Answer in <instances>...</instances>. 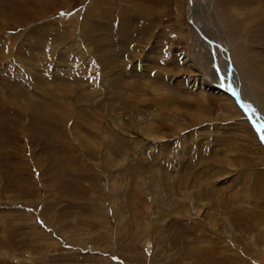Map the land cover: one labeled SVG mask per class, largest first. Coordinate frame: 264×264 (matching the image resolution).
<instances>
[{
  "label": "rangeland",
  "instance_id": "rangeland-1",
  "mask_svg": "<svg viewBox=\"0 0 264 264\" xmlns=\"http://www.w3.org/2000/svg\"><path fill=\"white\" fill-rule=\"evenodd\" d=\"M188 1L0 0V264H264V145ZM194 10L254 97L264 0Z\"/></svg>",
  "mask_w": 264,
  "mask_h": 264
},
{
  "label": "bare ground",
  "instance_id": "bare-ground-1",
  "mask_svg": "<svg viewBox=\"0 0 264 264\" xmlns=\"http://www.w3.org/2000/svg\"><path fill=\"white\" fill-rule=\"evenodd\" d=\"M188 4V19L190 21V23L193 25V27L195 28V30L197 31V34L196 35V41H197V49L200 51L198 53V57H199V63L201 64V66H203L204 68L208 69L209 67H211L212 65V69H213V72H215V75L216 77L213 78V82L218 80V78L221 80V82H217L216 83V86L215 85H212L210 86L209 84H207L209 82V80L205 77V78H201L200 79V83L204 86V88L209 91V92H214V93H223L225 94V91L226 90H230L231 93L233 94H236L238 95V100L241 101L245 107V109L248 111V114H249V120L251 121L252 124H254L258 129H260V131L263 133L262 129H261V124L258 123L256 120H255V116H253V114H251L249 112V110L247 109L246 107V104H245V96L242 95V92H244V88H245V84H244V81L242 80V78H240V74L238 72V70H240V64L243 62H238L237 61V55L241 52V54L243 53V41H241L240 38L237 37V34L238 33H235V36H236V43L234 44V47H233V50L229 53V51L227 52L226 50H219L218 46H215L212 41L213 39L209 38L206 34V32L204 30H201V29H198V27L195 26V24L193 23V17L194 19H196V15H195V10H194V7H195V0H189L187 2ZM6 5V4H5ZM7 6V5H6ZM9 6V5H8ZM1 8V7H0ZM10 8V7H9ZM27 8V7H26ZM13 9V8H12ZM15 10V9H13ZM25 8H23V13L24 14H27L29 16L30 13H33V11H29V9H27L26 11H24ZM40 11V10H39ZM263 11V10H262ZM38 12V11H36ZM19 14V13H18ZM135 14V13H134ZM133 14V15H134ZM142 14V13H141ZM6 15L3 14V17H5ZM143 16V15H141ZM7 17V16H6ZM36 17V14L30 16V19L32 18H35ZM88 17V16H87ZM126 17V16H125ZM146 17V16H145ZM142 18V17H141ZM264 19V18H263ZM263 21V20H262ZM196 22V20H195ZM264 22V21H263ZM124 23V22H123ZM4 24V23H3ZM238 24H241L240 22ZM237 24V26H238ZM198 25V24H197ZM234 27V26H233ZM17 29V28H16ZM21 29V28H20ZM26 29V28H25ZM230 29V28H229ZM30 36V35H29ZM34 36V35H33ZM199 36V38H198ZM233 36V35H232ZM261 36V35H260ZM260 38V37H258ZM260 41H263L260 39ZM262 44V42H261ZM228 48V47H227ZM193 50V49H192ZM235 50L234 52V55H232V52ZM196 51V50H195ZM227 53H225V52ZM197 53V52H196ZM206 57V59H203V57ZM251 55V54H250ZM248 56L247 59H244L246 61V66H247V70H249V72H251L252 68L254 70V73L251 75L255 78H259L258 80L261 81V79H263V71L255 66L252 61H251V56ZM236 59H234V57ZM225 61V62H224ZM263 64H264V60H262ZM243 65V64H242ZM238 67V68H237ZM243 67V66H242ZM243 69V68H242ZM207 72V71H206ZM242 72V71H241ZM243 73V72H242ZM248 73V72H246ZM250 74V73H249ZM241 76H243L241 74ZM246 76V74H245ZM249 77V76H248ZM251 78V77H250ZM230 79V80H228ZM249 79V78H248ZM219 80V81H220ZM256 80V79H255ZM254 80V81H255ZM257 80V81H258ZM208 81V82H207ZM211 81V80H210ZM264 81V80H263ZM262 81V82H263ZM211 82V83H213ZM249 82V81H248ZM256 82V81H255ZM261 82V83H262ZM246 83V82H245ZM252 83V81H251ZM257 83V82H256ZM255 84V83H254ZM201 85V86H202ZM238 85V88L240 87V92L238 91L237 89V86ZM249 85V84H248ZM262 85V84H261ZM264 85V84H263ZM256 90L257 88H259V90L261 89L259 86L257 87L256 85H253ZM230 87V88H229ZM253 87V88H254ZM226 89V90H225ZM219 90V91H218ZM255 90V91H256ZM20 91V90H19ZM22 91V90H21ZM229 91V92H230ZM250 92V91H249ZM245 93V92H244ZM254 93V92H253ZM256 93V92H255ZM226 95H229L228 93ZM247 95V94H246ZM258 95V94H257ZM231 96V95H230ZM259 97H260V94H259ZM264 101V100H262ZM237 107L242 111V109L240 108V104L238 105L236 103ZM243 113V111H242ZM245 116V115H244ZM246 118V117H245ZM247 121L249 122L248 118H246ZM250 124V123H249ZM262 138H264V135L263 137H258V140L259 142H261L263 145H264V140H262ZM260 172V171H259ZM262 189V188H261Z\"/></svg>",
  "mask_w": 264,
  "mask_h": 264
},
{
  "label": "crops",
  "instance_id": "crops-1",
  "mask_svg": "<svg viewBox=\"0 0 264 264\" xmlns=\"http://www.w3.org/2000/svg\"><path fill=\"white\" fill-rule=\"evenodd\" d=\"M243 61V57H241V60L240 61H238V62H242ZM242 64V63H241ZM241 68H243V69H245V67L243 66V67H241ZM263 73H264V71H263ZM242 74V73H241ZM241 74H240V78H242V76H241ZM264 76V75H263ZM257 79H259V78H257ZM228 80H230V79H228ZM264 77H263V79H261V81L259 80V82H260V84H262V85H260L261 87H262V89H260L259 90V88H257V90H256V93L254 94V97L251 95V93H249L248 92V90H246V92H245V95L247 94L248 95V97H249V100L251 101V103L253 104V102H254V104H255V106H256V109H255V106H254V104H253V108L254 109H252L251 107H249V106H247L246 105V107H247V109L249 110V112L251 113V114H253V116H255L254 118H255V120L258 122V123H260L261 124V129H262V131H263V135H264V124H262V122H264V119L263 120H261V119H259V117L257 116V114L259 113V112H261L262 113V115L264 116V101H262V100H264ZM263 81V82H262ZM262 82V83H261ZM244 84L247 86V88H248V85H247V83H245V81H244ZM250 88V87H249ZM252 89V88H251ZM253 90V89H252ZM253 92H254V90H253ZM258 94V95H257ZM259 94H260V97H259ZM246 95V96H247ZM262 97V98H261ZM247 104V103H246ZM237 106V105H236ZM240 110V109H239ZM241 111V110H240ZM241 113H242V111H241ZM243 114V113H242ZM244 115V114H243ZM245 120L247 121V119L245 118ZM248 122V121H247ZM248 124H249V122H248ZM249 126L251 127V125L249 124ZM258 138V137H257ZM261 172V171H260ZM259 172V173H260Z\"/></svg>",
  "mask_w": 264,
  "mask_h": 264
},
{
  "label": "water",
  "instance_id": "water-1",
  "mask_svg": "<svg viewBox=\"0 0 264 264\" xmlns=\"http://www.w3.org/2000/svg\"><path fill=\"white\" fill-rule=\"evenodd\" d=\"M230 88V87H229ZM226 90V89H225ZM230 91V90H229ZM228 90H226L225 91V93L227 94H229V95H231V97L235 100V102L239 105H241L240 106V108L242 109V111H243V114L245 115V117L246 118H248V120H249V114H248V111L245 109V107H244V105H243V103L241 102V101H239L238 100V95H236V94H233V93H231V91L229 92ZM249 123H250V125H251V127H252V129H253V132L255 133V135L257 136V137H263V133L260 131V129H258L254 124H252L251 123V121L249 120Z\"/></svg>",
  "mask_w": 264,
  "mask_h": 264
},
{
  "label": "snow or ice",
  "instance_id": "snow-or-ice-1",
  "mask_svg": "<svg viewBox=\"0 0 264 264\" xmlns=\"http://www.w3.org/2000/svg\"><path fill=\"white\" fill-rule=\"evenodd\" d=\"M262 140H264V138H262Z\"/></svg>",
  "mask_w": 264,
  "mask_h": 264
}]
</instances>
